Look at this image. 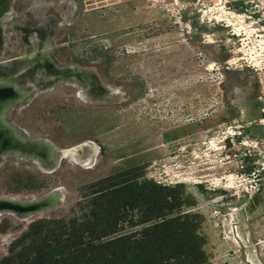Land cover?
<instances>
[{
	"label": "rangeland",
	"instance_id": "obj_1",
	"mask_svg": "<svg viewBox=\"0 0 264 264\" xmlns=\"http://www.w3.org/2000/svg\"><path fill=\"white\" fill-rule=\"evenodd\" d=\"M10 7L0 68L43 58L33 38L43 42L54 27L48 55L56 69L76 67L94 82L45 69L44 80L26 81L8 123L56 149L90 142L95 165L68 157L48 173V163L5 155L2 199L59 190L63 202L31 216L3 212L0 262L80 264L86 249L129 238L146 249L142 264L166 263L173 252L204 255L189 264H264V0ZM94 90L111 98L98 100ZM96 192L106 208L101 222L73 228Z\"/></svg>",
	"mask_w": 264,
	"mask_h": 264
},
{
	"label": "bare ground",
	"instance_id": "obj_2",
	"mask_svg": "<svg viewBox=\"0 0 264 264\" xmlns=\"http://www.w3.org/2000/svg\"><path fill=\"white\" fill-rule=\"evenodd\" d=\"M9 1L10 0H0V14L3 15V20H0V29L1 27H3V22H7V20L11 19V15L8 10ZM237 17L241 22L244 23L243 15L238 14ZM242 28H244V24L240 26V29ZM44 43H47V37L43 40V42L40 43L37 37L33 38L32 50H44L42 49ZM48 53L49 52L45 50L43 58H40L37 53L36 55H32V58L27 59L28 61L26 59L22 61V58L20 57L19 61L16 62L14 67L10 69L8 67L0 68V88H7L4 94H0V97H2L3 99H0V164H3V162L5 161V155L17 154L21 158L32 157L38 161H42L43 164L48 163L49 166H47L46 164L45 167L46 171L48 173H54L59 169V165L62 161H60L61 155L59 154V152H63L70 153L71 156L69 158H71L73 162L84 160L90 166L89 168H93L95 165V155L92 148V143L89 142L85 143V145L80 144L69 148L56 149V147L47 140H33L23 128L12 123H8V114L13 100H15L16 98L22 100L27 96L28 91L24 89L23 91H20L19 88L21 86L18 83L20 80L22 81L26 77L29 69L35 73V78L40 77L42 80H44L45 69L53 71V66H55V63L52 61ZM30 59L32 60L30 61ZM54 73L58 77H73L79 79L80 81H85L88 79L89 82H92L89 76L84 74L76 67H64L61 69H55ZM85 77L87 79H84ZM101 92L102 93L94 92L95 94L92 92L94 95L93 97L97 98L98 100H104L103 97L105 98V96L102 94H105L107 96L112 95L105 91ZM4 99H7V101ZM3 144L5 145L4 147L2 146ZM87 146L91 147V149H89L82 156L81 150H84V148ZM62 149L63 151H61ZM59 193V190L52 191L50 197L46 201H44L42 205L21 203L18 201L21 199H3L11 203L10 205L0 203V216L2 212L9 214H17L18 212L25 216H31L34 214V212H42L45 206H58L63 202V197Z\"/></svg>",
	"mask_w": 264,
	"mask_h": 264
},
{
	"label": "trees",
	"instance_id": "obj_3",
	"mask_svg": "<svg viewBox=\"0 0 264 264\" xmlns=\"http://www.w3.org/2000/svg\"><path fill=\"white\" fill-rule=\"evenodd\" d=\"M101 192H96L87 199L86 205H84L85 213H82L80 217L74 220H70V224L75 228L78 224L79 228L94 227L103 218V212L106 208L102 206ZM88 210H87V209ZM86 209V210H85ZM79 220H82L79 223ZM63 222H60L62 224ZM65 226V225H63ZM159 225H155L149 231H155L159 228ZM112 246V248H111ZM88 257L79 261L80 264H142V258L145 255L146 249L141 247L138 243L130 242L129 238H119L115 241H110L105 244H98L91 248L86 249ZM147 253V252H146ZM204 258L202 254H185L180 252L169 253L168 256L163 257L160 261L171 264L168 261L173 259L177 264H189L190 258ZM0 264H12V258H7L0 262Z\"/></svg>",
	"mask_w": 264,
	"mask_h": 264
},
{
	"label": "water",
	"instance_id": "obj_4",
	"mask_svg": "<svg viewBox=\"0 0 264 264\" xmlns=\"http://www.w3.org/2000/svg\"><path fill=\"white\" fill-rule=\"evenodd\" d=\"M11 1V0H10ZM10 1H9V3H8V10H9V12H10V17H11V19L9 20V21H11V20H13V17H14V15H13V12H12V10H11V7H10ZM9 21H7V22H5L4 23V25L6 24V23H8ZM53 31H54V27H51V28H49V30L46 32V33H48V36H47V43H44L43 44V46H42V49H44V50H46V51H48L49 53H50V50H49V47H50V38H51V35L53 34ZM45 33H42V36L44 35ZM0 42H1V45H2V47H3V43H2V41L0 40ZM54 67V69H56L57 68V66H53ZM58 69H60V68H58ZM36 75H35V73L32 71V70H29L28 71V73L26 74V77L21 81H19V85L24 89V90H26V91H28V89H27V87H26V81L28 80V79H34V80H36ZM84 79H87L86 77L84 78ZM88 80V79H87ZM87 80H85V81H78V82H80L83 86H85V87H91L92 86V84H93V80H92V82H89V80L87 81ZM46 85H49V84H46ZM94 92L95 93H97L95 90H94ZM94 93V94H95ZM102 95H104L105 96V98L103 97V99L104 100H109L110 98H111V96H107V95H105V94H102ZM94 96V95H93ZM93 98V97H92ZM0 99H2V97H0ZM95 99V98H94ZM3 100V99H2ZM4 100H6L7 101V99H4ZM95 100H97V99H95ZM20 102H22V100H19ZM15 103H18L17 101H15L14 102V104ZM11 105H13V104H11ZM83 145H85V143L83 144ZM89 150V147L87 146V147H85L84 148V150H81L82 152H81V154H82V156L87 152ZM61 151H63V149L61 150ZM59 154L61 155V159H60V161L61 160H64V159H67V157H70L71 156V154L70 153H63V152H59ZM59 161V162H60ZM51 193L52 192H49V193H46V194H44V195H41V196H39V197H33L32 199H26V200H18L19 202H21V203H32V204H40V205H42L43 204V202L44 201H46L49 197H50V195H51ZM0 203H4V204H7V205H10V203L11 202H7L6 200H3V199H1L0 198ZM54 207V205L52 206V207H50L51 209ZM3 213V212H2ZM1 213V214H2ZM16 214V213H15ZM17 214H20V215H23V214H21V213H18L17 212ZM34 214H36L35 212H34Z\"/></svg>",
	"mask_w": 264,
	"mask_h": 264
}]
</instances>
